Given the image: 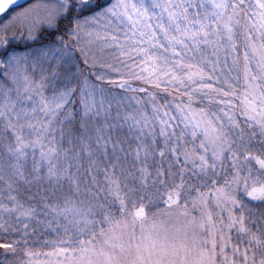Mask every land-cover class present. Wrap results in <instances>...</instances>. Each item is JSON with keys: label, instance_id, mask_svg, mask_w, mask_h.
<instances>
[{"label": "snow or ice", "instance_id": "obj_1", "mask_svg": "<svg viewBox=\"0 0 264 264\" xmlns=\"http://www.w3.org/2000/svg\"><path fill=\"white\" fill-rule=\"evenodd\" d=\"M0 264H264V0H0Z\"/></svg>", "mask_w": 264, "mask_h": 264}]
</instances>
